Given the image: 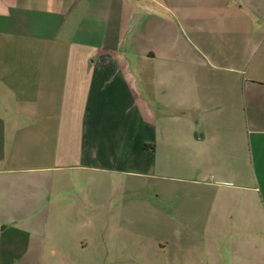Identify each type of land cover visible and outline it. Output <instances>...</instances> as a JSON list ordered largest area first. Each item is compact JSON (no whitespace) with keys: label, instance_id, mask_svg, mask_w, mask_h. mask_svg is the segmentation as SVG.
Returning <instances> with one entry per match:
<instances>
[{"label":"crops","instance_id":"1","mask_svg":"<svg viewBox=\"0 0 264 264\" xmlns=\"http://www.w3.org/2000/svg\"><path fill=\"white\" fill-rule=\"evenodd\" d=\"M167 163L161 264H264V0H0V264H139L102 180Z\"/></svg>","mask_w":264,"mask_h":264},{"label":"rangeland","instance_id":"2","mask_svg":"<svg viewBox=\"0 0 264 264\" xmlns=\"http://www.w3.org/2000/svg\"><path fill=\"white\" fill-rule=\"evenodd\" d=\"M165 170L155 172L150 176H131V175H113L102 180V192L100 200L103 207L102 219L104 223L110 222L111 226L103 230L107 236L111 234V228L119 230L124 224L122 221L127 216L134 222L132 224V235L134 236V249L139 264H161L162 259L158 255L157 246L160 239V227L158 220L161 212L166 206V201L170 202H189L188 177H180L173 174L172 163H167ZM182 178V179H179ZM178 197L168 198L164 190L182 189ZM166 200V201H165ZM169 202V201H168ZM125 203H132L133 209L125 215L120 210V206ZM139 204V205H138ZM119 207V209H114ZM109 212V213H107ZM112 212L114 214L110 215ZM123 235L121 232L118 236ZM140 251V252H138ZM9 263H14V256L6 258ZM107 257H102L101 262L107 261ZM61 258L42 256L38 258H29L26 264H61ZM22 264V263H21Z\"/></svg>","mask_w":264,"mask_h":264}]
</instances>
